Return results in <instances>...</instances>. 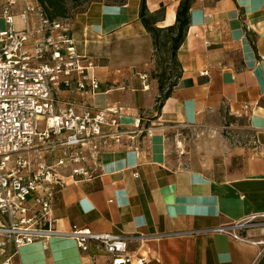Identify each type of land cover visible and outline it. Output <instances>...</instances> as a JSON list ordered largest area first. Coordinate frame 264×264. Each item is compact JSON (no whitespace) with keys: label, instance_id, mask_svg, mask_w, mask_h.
<instances>
[{"label":"crops","instance_id":"1","mask_svg":"<svg viewBox=\"0 0 264 264\" xmlns=\"http://www.w3.org/2000/svg\"><path fill=\"white\" fill-rule=\"evenodd\" d=\"M179 2L145 0L161 35ZM65 4L61 19L99 85L92 93L58 88L56 106L116 108L119 128L132 133L94 141V176L54 193L56 228L132 236L128 250L145 264H264V243L254 242L264 240V224L236 230L242 240L213 231L264 214V0H192L175 51L177 77L162 101L153 60L164 55L141 23L140 0ZM10 263L108 258L93 243L81 251L58 236L46 248L19 246Z\"/></svg>","mask_w":264,"mask_h":264},{"label":"built area","instance_id":"2","mask_svg":"<svg viewBox=\"0 0 264 264\" xmlns=\"http://www.w3.org/2000/svg\"><path fill=\"white\" fill-rule=\"evenodd\" d=\"M0 21V264H11L23 244L39 242L46 248L58 236L72 238L81 251L90 243L101 247L108 264H145L143 256L128 250L132 236L88 232L76 225L68 231L56 228V189L94 176L97 140L118 142L120 133H132L119 128L116 108L56 106L58 88L82 93L98 88L93 61L75 49L66 20L48 19L34 0H22L20 7L17 0H0ZM41 119L45 123L39 129ZM258 217L264 214L213 231L242 240L236 230L264 224Z\"/></svg>","mask_w":264,"mask_h":264},{"label":"trees","instance_id":"3","mask_svg":"<svg viewBox=\"0 0 264 264\" xmlns=\"http://www.w3.org/2000/svg\"><path fill=\"white\" fill-rule=\"evenodd\" d=\"M41 8L42 13L50 20L64 18L67 14L65 0H34ZM192 0H180L176 12L175 21L172 25L165 28L161 35V28L154 26L155 15H149L145 6V0H140L139 18L145 29L149 32L155 43L162 41L164 44L170 43V51L173 62L175 61V51L183 40L187 27L189 25V9ZM159 100L162 101L170 92L171 82L165 89V84L161 81V75L158 74ZM177 77V76H176ZM175 77V78H176ZM165 89V90H164Z\"/></svg>","mask_w":264,"mask_h":264},{"label":"rangeland","instance_id":"4","mask_svg":"<svg viewBox=\"0 0 264 264\" xmlns=\"http://www.w3.org/2000/svg\"><path fill=\"white\" fill-rule=\"evenodd\" d=\"M3 27L2 22L0 21V28ZM20 27V23L16 20V28ZM157 50L159 53H163V57L155 58L153 60V63H157L156 65L159 66L160 71L159 74L161 75V81L165 84V86L169 85L171 82L175 80V77L177 76V67L175 62H173L171 51H170V43L164 44L162 41L158 42L157 44ZM165 54L167 58L165 57ZM161 56V55H159ZM44 120H39L38 128L42 129L44 127ZM190 133L187 135L188 138H192V131H189ZM183 135L184 137H187L183 132L179 136ZM11 165V162L8 163V166Z\"/></svg>","mask_w":264,"mask_h":264}]
</instances>
